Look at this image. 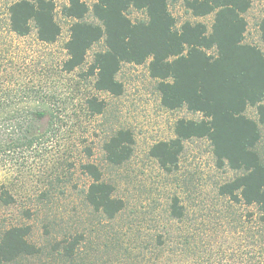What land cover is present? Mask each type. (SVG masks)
Instances as JSON below:
<instances>
[{
    "label": "trees",
    "instance_id": "obj_1",
    "mask_svg": "<svg viewBox=\"0 0 264 264\" xmlns=\"http://www.w3.org/2000/svg\"><path fill=\"white\" fill-rule=\"evenodd\" d=\"M171 2H181L195 18L214 15L211 26L192 19L177 24ZM252 3L253 0H95L89 6L84 0H67L62 6V15L72 20L65 43L66 58L47 62L42 69L72 73L85 66L89 51L102 43L84 75L94 78L97 91L121 95L124 85L118 73L122 65L148 62L150 75L158 81L162 105L201 115L198 119L179 118L174 136L154 143L150 156L162 169L173 171L186 141L207 139L217 165L236 172L220 186V194L253 209L247 221L240 222L241 241L227 248L214 238L204 241L192 237V227L181 225L177 232L173 231L172 226L184 223L188 214L180 198L173 196L165 209L166 223L155 233V248L163 251L154 264H264V253L256 254L255 250H264V237L258 236L260 228L264 229V159L258 148L264 136V50L246 40L245 14ZM56 8V0H16L9 7L10 30L20 37L35 30L40 43L53 44L62 33ZM132 9L143 11L145 17L133 20L129 15ZM89 13L95 20L87 19ZM258 28L264 44V16ZM27 68L34 75L32 66ZM45 83L48 84L30 76L18 88L22 96L13 93L12 97H0V109H6L0 113L3 127L14 135L11 143L31 145L40 138L32 128L40 119L41 103L53 96L50 90H44ZM11 90L15 88L11 86ZM86 106L92 115H97L106 105L98 96H92ZM249 107L256 108L257 118L248 115ZM134 144L132 130L117 129L103 143L107 163L120 166L128 162ZM83 168L91 178L85 193L87 203L105 218L116 219L126 208L125 200L115 194V185L104 178L98 164L89 162ZM14 200L7 189L1 191V202L11 204ZM197 229L199 226L194 228L195 233ZM30 233L29 225L19 224L0 233V264L40 252ZM80 238L82 235H76L61 245L66 257L74 256Z\"/></svg>",
    "mask_w": 264,
    "mask_h": 264
},
{
    "label": "rangeland",
    "instance_id": "obj_2",
    "mask_svg": "<svg viewBox=\"0 0 264 264\" xmlns=\"http://www.w3.org/2000/svg\"><path fill=\"white\" fill-rule=\"evenodd\" d=\"M14 1L0 0V97H12L13 93L22 96L18 88L30 76L47 83L51 80L43 88L53 96L41 103L40 119L32 128L40 138L31 145L11 143L14 135L4 129L0 117V194L7 189L15 198L11 204L0 201V233L14 224L29 225L30 239L40 247L38 254L9 264H154L163 251L155 248V233L166 223L165 209L173 196L180 198L188 212L184 223L172 226L173 231L181 225L192 227L191 236L196 239L214 238L227 248L237 246L242 236L240 222L247 221L253 209L220 194V186L236 172L217 165L210 142L205 138L186 141L173 171L162 169L149 153L154 143L174 136L179 118L198 119L201 115L186 108H165L148 62L122 65L118 73L124 85L121 95L97 91L94 78L84 74L102 43L89 51L87 64L72 73L44 71L47 62L66 58L65 43L72 20L61 10L67 0H56L62 33L49 45L37 40L35 30L27 37L10 30L9 7ZM84 1L92 6L95 0ZM170 9L177 24L192 19L210 27L214 19V15L191 16L181 2H171ZM129 15L133 20L145 17L136 9ZM245 16L246 40L264 50L258 28L264 16V0H253ZM87 19L95 20L91 13ZM27 65L35 70L34 75ZM92 96L105 101L101 114L88 111L86 101ZM2 110L6 111L1 108L0 113ZM247 113L257 118L256 108L249 107ZM119 128L133 131L134 153L128 162L114 166L107 163L102 147ZM258 148L264 159V136ZM89 162L102 168L104 178L115 185V194L126 202L125 210L114 220L94 211L85 199L91 178L83 165ZM258 234L264 237V229L260 228ZM76 235L82 238L74 256L68 258L61 245ZM255 250L256 254L264 253Z\"/></svg>",
    "mask_w": 264,
    "mask_h": 264
}]
</instances>
